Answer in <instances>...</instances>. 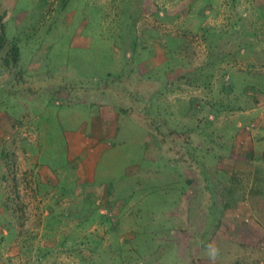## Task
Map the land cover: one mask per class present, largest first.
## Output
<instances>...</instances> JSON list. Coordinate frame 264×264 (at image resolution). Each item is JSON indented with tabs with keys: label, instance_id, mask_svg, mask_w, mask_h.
Here are the masks:
<instances>
[{
	"label": "rangeland",
	"instance_id": "374dc122",
	"mask_svg": "<svg viewBox=\"0 0 264 264\" xmlns=\"http://www.w3.org/2000/svg\"><path fill=\"white\" fill-rule=\"evenodd\" d=\"M242 11L0 0V264H264V13Z\"/></svg>",
	"mask_w": 264,
	"mask_h": 264
},
{
	"label": "crops",
	"instance_id": "0c3cea01",
	"mask_svg": "<svg viewBox=\"0 0 264 264\" xmlns=\"http://www.w3.org/2000/svg\"><path fill=\"white\" fill-rule=\"evenodd\" d=\"M240 5H242V8H243L242 13L244 14V16H245V14H248V13L250 14L251 13V11H250L251 8H253L252 12L256 13L258 15V17H260V13L261 12L264 13V0H252V2H251V0H240ZM245 7L248 8L247 12L244 11ZM209 11H210V9H207L205 13L206 14L210 13ZM259 22L260 21H258V23ZM260 43L261 44L257 43V41H256V44H255L256 47L254 49V53H256V54H258L259 52L262 53L264 51V49H262V48H264V45L262 44V41H260ZM257 50H259V52ZM257 59H259L260 61L264 60V58H258V55L256 57L255 56L253 57V60L258 61Z\"/></svg>",
	"mask_w": 264,
	"mask_h": 264
},
{
	"label": "trees",
	"instance_id": "16d2710c",
	"mask_svg": "<svg viewBox=\"0 0 264 264\" xmlns=\"http://www.w3.org/2000/svg\"><path fill=\"white\" fill-rule=\"evenodd\" d=\"M1 18H0V27H1ZM6 45V37L4 35V32L2 30V27L0 28V49L2 50L3 47ZM11 54H14L16 58H18V51L14 49V51H10Z\"/></svg>",
	"mask_w": 264,
	"mask_h": 264
}]
</instances>
